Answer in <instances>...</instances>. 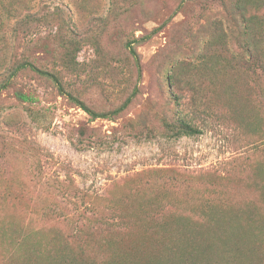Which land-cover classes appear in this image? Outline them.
<instances>
[{"label": "rangeland", "instance_id": "1", "mask_svg": "<svg viewBox=\"0 0 264 264\" xmlns=\"http://www.w3.org/2000/svg\"><path fill=\"white\" fill-rule=\"evenodd\" d=\"M240 1L0 0V81L29 57L97 111L138 87L123 112L93 121L33 71L0 92V264H182L183 236H207L214 259L225 253L220 234L231 247L251 244L238 215L221 218L248 199L250 177L264 181V78L247 72L254 47H243L246 36L264 40L260 22L244 33L250 14L264 18V0ZM181 119L201 132L171 134ZM150 201L168 206L172 229L146 236L113 223ZM90 237L91 261L81 249ZM246 251L238 264H264L244 262Z\"/></svg>", "mask_w": 264, "mask_h": 264}, {"label": "trees", "instance_id": "2", "mask_svg": "<svg viewBox=\"0 0 264 264\" xmlns=\"http://www.w3.org/2000/svg\"><path fill=\"white\" fill-rule=\"evenodd\" d=\"M185 0H181V3L179 4V7L183 4ZM244 1V0H243ZM242 0L240 2H243ZM251 5L255 6L254 1L252 0H245L244 5ZM247 8H249L247 6ZM256 20H258L256 22ZM33 21L32 16L27 15V18H25L26 25L31 24ZM246 21L248 22V29L244 33L249 31V33H252L253 25L256 23H259L260 31H261V37L264 38V18H261L257 15L250 14L249 17L246 18ZM247 40L246 45L243 44V47H246V50H249L250 46L254 47L253 52H249L246 58L245 66L247 67V72H254L258 73L264 78V40H258L255 41L249 36H246ZM136 41H140V39H136ZM67 45V55H70L73 52V46L76 44V41L74 39H71L70 41H66ZM128 47L130 54L133 56L137 70H138V78H140L141 75V62H140V56L137 51V49L134 46V43L128 42ZM258 48V49H257ZM220 59L215 58L214 64L216 67L217 64H221L222 62L218 61ZM229 61V60H228ZM223 67L227 69L228 65H226L224 62L222 63ZM33 71L37 73L40 76L47 77L51 79L55 85L58 87L60 92H63L64 94H67L69 99L73 101L75 104H77L79 107H81L89 116L90 120H95L97 118H114L116 115L123 112L129 104L132 102L133 97L135 96L136 92L138 91V87L135 86L132 94L128 96L119 106H117L114 109L106 110V111H97L90 107L84 100L80 99L79 97L75 96L71 92H67L64 88V85L60 79V77L57 75L56 72L50 71L46 68H43L36 63L35 60L30 59L29 57H24L20 62H18L12 69L9 70V73L7 74V77L0 81V92L4 89H7L12 81V78L17 76L22 71ZM17 95L19 98L23 101H32L33 97L29 94H26L24 92H18ZM168 129L173 135H195L199 132H201V129L198 126H195L192 122L186 119H181L177 123H168ZM264 179V175L262 177ZM249 186L250 189L248 190V199H243L242 202L236 203L235 205H227V207L223 206L222 215L221 218L226 220V216L230 213H234L238 215L239 219L237 220L236 224L239 226L240 230H242L245 233H250L252 235V242L251 244L244 243L243 247L241 246H235L231 247L230 243L227 242L228 238H224L222 234H220V240L218 243H223L225 245V253L220 254L217 259H214L210 254V248L215 246V244L211 243L210 240L207 238V236L202 237H190V236H183L179 239V242L181 243V249L178 250L179 252L174 253L179 259V261L182 264H238L240 260V256L244 253V249H247L246 255L244 257V262L248 261L250 257L255 256L256 259L264 260V228L260 229L259 226H261V223L256 221V216L254 215V212L252 210V204L259 207V212L264 213V181L260 182L258 181L257 177H250L249 178ZM5 195H2L4 198H6L8 195L7 192L4 193ZM160 195H154L155 197H158ZM258 196V197H257ZM254 197V198H251ZM160 199H154L156 202H162ZM155 202L150 201L149 204L145 205H136L134 208L135 215L130 216L128 214L125 215H118L116 217V221L113 222L114 224H117L120 229L125 228L126 231H132L134 227H137V229H140L142 233H144L146 236H148V233L155 234L154 236H157L159 233H163L169 229H172L173 226V220L172 217L168 213V206L164 209L165 204H158L153 205ZM157 204V203H156ZM176 203L169 202V205H174ZM169 206V207H170ZM233 208L231 210H228L229 207ZM205 209V207H203ZM257 214V213H256ZM254 215V216H253ZM134 217V218H133ZM132 219V220H131ZM131 220V221H130ZM186 224H189L186 222ZM209 226L212 225V228H216L215 224L213 222H210L208 224ZM262 227V226H261ZM212 230V229H210ZM263 233L262 237H259L257 234ZM144 235V236H145ZM96 240V239H95ZM92 237L88 238L86 241L85 246L82 243V251L83 254H86L90 256V261L93 257H95V246L94 242H96ZM173 247L179 246L178 241H176L173 245ZM86 247V249H85ZM101 248V247H100ZM209 249V250H208ZM135 262L134 258H132L128 262H124V264H133L132 262ZM143 264H155V261L149 260L145 261ZM158 264H173L172 261L166 262V263H158Z\"/></svg>", "mask_w": 264, "mask_h": 264}]
</instances>
